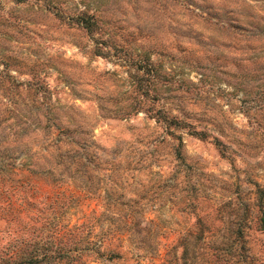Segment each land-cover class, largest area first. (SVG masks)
I'll list each match as a JSON object with an SVG mask.
<instances>
[{"label": "rangeland", "instance_id": "rangeland-1", "mask_svg": "<svg viewBox=\"0 0 264 264\" xmlns=\"http://www.w3.org/2000/svg\"><path fill=\"white\" fill-rule=\"evenodd\" d=\"M264 264V0H0V264Z\"/></svg>", "mask_w": 264, "mask_h": 264}, {"label": "trees", "instance_id": "trees-1", "mask_svg": "<svg viewBox=\"0 0 264 264\" xmlns=\"http://www.w3.org/2000/svg\"><path fill=\"white\" fill-rule=\"evenodd\" d=\"M19 264H21V262H19Z\"/></svg>", "mask_w": 264, "mask_h": 264}]
</instances>
